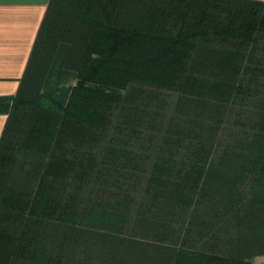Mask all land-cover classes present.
<instances>
[{"label": "trees", "instance_id": "16d2710c", "mask_svg": "<svg viewBox=\"0 0 264 264\" xmlns=\"http://www.w3.org/2000/svg\"><path fill=\"white\" fill-rule=\"evenodd\" d=\"M0 113V264L264 255V1L50 0Z\"/></svg>", "mask_w": 264, "mask_h": 264}, {"label": "crops", "instance_id": "0c3cea01", "mask_svg": "<svg viewBox=\"0 0 264 264\" xmlns=\"http://www.w3.org/2000/svg\"><path fill=\"white\" fill-rule=\"evenodd\" d=\"M49 1L0 0V95L17 91ZM6 119L0 113V137Z\"/></svg>", "mask_w": 264, "mask_h": 264}, {"label": "rangeland", "instance_id": "374dc122", "mask_svg": "<svg viewBox=\"0 0 264 264\" xmlns=\"http://www.w3.org/2000/svg\"><path fill=\"white\" fill-rule=\"evenodd\" d=\"M254 264H264V255L254 257Z\"/></svg>", "mask_w": 264, "mask_h": 264}]
</instances>
